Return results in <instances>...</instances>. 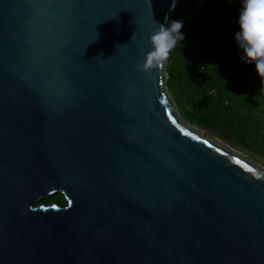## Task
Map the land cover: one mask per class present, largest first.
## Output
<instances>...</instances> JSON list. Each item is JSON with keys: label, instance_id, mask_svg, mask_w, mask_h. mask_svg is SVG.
Returning a JSON list of instances; mask_svg holds the SVG:
<instances>
[{"label": "water", "instance_id": "1", "mask_svg": "<svg viewBox=\"0 0 264 264\" xmlns=\"http://www.w3.org/2000/svg\"><path fill=\"white\" fill-rule=\"evenodd\" d=\"M183 2L0 0V264H264V168L134 67Z\"/></svg>", "mask_w": 264, "mask_h": 264}, {"label": "trees", "instance_id": "2", "mask_svg": "<svg viewBox=\"0 0 264 264\" xmlns=\"http://www.w3.org/2000/svg\"><path fill=\"white\" fill-rule=\"evenodd\" d=\"M240 7L241 0H184L179 9L186 38L170 53L165 84L190 124L264 158V116H258L255 99L261 78L252 65L241 62L232 39ZM199 61L204 73L197 69ZM40 203L66 205V200L58 192Z\"/></svg>", "mask_w": 264, "mask_h": 264}, {"label": "clouds", "instance_id": "3", "mask_svg": "<svg viewBox=\"0 0 264 264\" xmlns=\"http://www.w3.org/2000/svg\"><path fill=\"white\" fill-rule=\"evenodd\" d=\"M236 23L238 26L232 39L239 58L241 62L254 67L261 78L260 92L264 94V0H241ZM153 25L147 36V51L142 47V60L134 65L137 71L145 75L164 66L172 50L186 38L181 18H171L166 13L163 21L153 19Z\"/></svg>", "mask_w": 264, "mask_h": 264}, {"label": "rangeland", "instance_id": "4", "mask_svg": "<svg viewBox=\"0 0 264 264\" xmlns=\"http://www.w3.org/2000/svg\"><path fill=\"white\" fill-rule=\"evenodd\" d=\"M179 8L176 10L173 18H181V19H183L182 18V10L179 9ZM176 14H179V17H177ZM166 64L163 66V72H164V76H165V81H166V78H167V72L165 70ZM255 99H257V103L259 104V105L256 104V106H257L256 109H257L258 116H264V94H262L261 92L258 93L257 97H255ZM172 100H174V99L172 98ZM174 106L176 107V110L178 111L182 122L188 124L189 122L181 115V111L178 108L176 103H175ZM190 125H191V127L194 130H196L198 132H202V134H206L210 138L215 139L217 141V143H219L220 145L226 146L230 150L235 151L241 158H245V159L251 161L252 163L257 164L260 167L264 168V158L263 157L255 155L254 153L250 152L249 150H246L245 148H243L239 144L233 142L232 140L226 138L225 136H223L222 134H220L218 132H214V131L207 130V129H202V128L196 126V125H192V124H190Z\"/></svg>", "mask_w": 264, "mask_h": 264}, {"label": "built area", "instance_id": "5", "mask_svg": "<svg viewBox=\"0 0 264 264\" xmlns=\"http://www.w3.org/2000/svg\"><path fill=\"white\" fill-rule=\"evenodd\" d=\"M199 49H200L199 53L202 54L201 45H200ZM196 66H197V69H198L199 73H204L205 66H204V62L203 61H199ZM209 93H211L212 95H215V92L213 90H211Z\"/></svg>", "mask_w": 264, "mask_h": 264}, {"label": "crops", "instance_id": "6", "mask_svg": "<svg viewBox=\"0 0 264 264\" xmlns=\"http://www.w3.org/2000/svg\"><path fill=\"white\" fill-rule=\"evenodd\" d=\"M248 135H250L251 134V132L250 131H248V132H246Z\"/></svg>", "mask_w": 264, "mask_h": 264}, {"label": "snow or ice", "instance_id": "7", "mask_svg": "<svg viewBox=\"0 0 264 264\" xmlns=\"http://www.w3.org/2000/svg\"><path fill=\"white\" fill-rule=\"evenodd\" d=\"M205 143H207V141H205Z\"/></svg>", "mask_w": 264, "mask_h": 264}]
</instances>
